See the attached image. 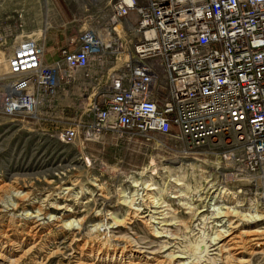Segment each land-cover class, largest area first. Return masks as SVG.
<instances>
[{"label":"built area","instance_id":"1","mask_svg":"<svg viewBox=\"0 0 264 264\" xmlns=\"http://www.w3.org/2000/svg\"><path fill=\"white\" fill-rule=\"evenodd\" d=\"M105 8L48 62L40 37L20 22L6 33L0 114L63 145L105 132L172 141L184 157L215 160L228 197L264 190V0H109Z\"/></svg>","mask_w":264,"mask_h":264},{"label":"rangeland","instance_id":"2","mask_svg":"<svg viewBox=\"0 0 264 264\" xmlns=\"http://www.w3.org/2000/svg\"><path fill=\"white\" fill-rule=\"evenodd\" d=\"M67 1L0 0V60L20 22L43 44L48 32L49 61L51 43L99 20L109 0H79L91 2L84 9ZM221 173L215 160L184 157L172 141L105 132L63 145L0 114V251L15 264H228L219 248L238 223L256 234L242 241L240 264H264V190L228 197Z\"/></svg>","mask_w":264,"mask_h":264},{"label":"bare ground","instance_id":"3","mask_svg":"<svg viewBox=\"0 0 264 264\" xmlns=\"http://www.w3.org/2000/svg\"><path fill=\"white\" fill-rule=\"evenodd\" d=\"M149 189H153V188H149ZM125 205H127V204H125ZM134 205L135 204L132 201H129L128 207L130 206L129 208H131V214L133 213L134 216H135L138 213L139 208L138 207H134ZM235 213H237V212H235ZM226 215L228 216V214H225L223 216H226ZM238 215H240V214L238 213ZM240 216H242V215H240ZM236 224H238V223H236ZM236 224H235V226H232L233 231L231 230V232H229L225 236V239L223 240V243L220 245V248H219L221 250V252H222L221 256H223V259H224L223 261H225V263H228V264H240V263L243 262L242 259H239L236 256L237 253H240V252H237V251H239L240 249L242 250L243 248H245L244 247V243H242V241L246 240L245 238H247L249 236L256 235L255 233L251 234L250 232H246L244 230L241 231L240 225H236ZM31 226H33V225H31ZM31 230H32L33 234H36L40 230L39 229V225L33 226L31 228ZM36 245H34V246H36ZM214 245H216V243ZM32 248H33V246H32ZM180 257L181 256H177L176 258H180ZM16 261H19V260H16ZM5 263H8V264H13L14 263L15 264V260H12V258L7 257L5 255V253H3V251H0V264H5ZM178 264H181V263L178 262Z\"/></svg>","mask_w":264,"mask_h":264},{"label":"crops","instance_id":"4","mask_svg":"<svg viewBox=\"0 0 264 264\" xmlns=\"http://www.w3.org/2000/svg\"><path fill=\"white\" fill-rule=\"evenodd\" d=\"M65 38L66 37H64V41H65ZM44 48H45V53H44V60L46 61V62H48V32H45V35H44ZM53 46H50V48L49 49H51L52 48V50H53V52H51V54L50 55H52L51 56V59L49 60V61H51L52 59H54L56 56H57V49L61 46V45H63V42L61 43V44H58L57 42L55 43V42H52L51 43ZM54 44L55 45H57V46H54Z\"/></svg>","mask_w":264,"mask_h":264}]
</instances>
